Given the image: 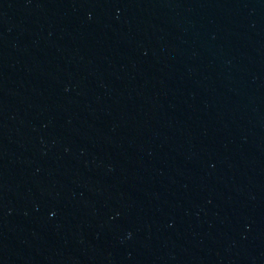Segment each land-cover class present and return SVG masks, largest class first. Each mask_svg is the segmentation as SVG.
<instances>
[{
  "label": "water",
  "instance_id": "1",
  "mask_svg": "<svg viewBox=\"0 0 264 264\" xmlns=\"http://www.w3.org/2000/svg\"><path fill=\"white\" fill-rule=\"evenodd\" d=\"M0 264H264V0H0Z\"/></svg>",
  "mask_w": 264,
  "mask_h": 264
}]
</instances>
